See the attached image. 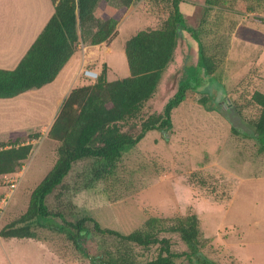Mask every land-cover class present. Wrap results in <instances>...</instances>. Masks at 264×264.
I'll list each match as a JSON object with an SVG mask.
<instances>
[{
	"label": "rangeland",
	"instance_id": "rangeland-1",
	"mask_svg": "<svg viewBox=\"0 0 264 264\" xmlns=\"http://www.w3.org/2000/svg\"><path fill=\"white\" fill-rule=\"evenodd\" d=\"M197 2L179 3L191 26H197L202 15L203 6ZM163 7L167 8L168 2L143 0V28L160 26L168 15ZM226 11L225 22L236 23L232 31L204 37L208 51L218 59L217 70L208 75L199 65L198 43L185 31L149 107L162 112L182 83L193 75L192 87L209 92L212 100L207 105L183 101L173 110L172 128L150 131L135 147L126 150L117 174L109 181L95 182L89 189L64 191V201L67 198L72 204L56 200V191L49 199L51 206L63 208L69 220L92 216L103 227L125 234L140 228L150 215L196 212L207 239L202 246L204 255L217 264H262L264 244H254L252 235L264 236V148L252 136L254 130L248 122L258 115L259 108L250 104L241 116L236 102L247 101L257 90L264 92V0H227ZM126 34L117 37L115 43L131 33L123 36ZM116 67L110 73L112 79L128 74L127 64V74L119 65ZM36 135L25 137L33 143V150L0 229L27 209L32 191L57 160L58 142ZM84 165L75 164L65 183L73 185ZM194 172L206 184L191 177ZM238 215L246 222L237 224ZM32 225L38 238L0 236V251L5 258L35 257L46 264L57 260L61 264H95L94 257L104 249L103 239L98 236H87L78 246L64 232ZM167 235L177 252L188 251L177 234ZM238 245L243 252L239 263ZM178 262L190 264L186 256Z\"/></svg>",
	"mask_w": 264,
	"mask_h": 264
},
{
	"label": "trees",
	"instance_id": "trees-1",
	"mask_svg": "<svg viewBox=\"0 0 264 264\" xmlns=\"http://www.w3.org/2000/svg\"><path fill=\"white\" fill-rule=\"evenodd\" d=\"M55 12L15 69H0V98H9L38 89L55 80L61 69L86 40L87 26L95 25L91 44H99L114 35L117 21H101L95 17L100 0H52ZM128 7L138 0H119ZM161 1V0H160ZM168 2L167 17L155 28H144L125 43V55L130 74L124 78L108 79L105 64L92 83L75 87L61 105L47 138L58 142L57 160L32 191L27 209L0 229L3 239L38 238L35 228H48L66 233L80 246V241L94 235L103 239V251L94 257L95 264H182L186 256L190 264H217L202 253L204 239L200 218L196 212L184 215L146 218L140 228L122 233L103 227L92 216L69 220L64 209L51 206L50 197L62 203L72 201L62 196L69 188L89 189L95 182H107L115 176L126 150L135 147L150 131H166L173 126V110L183 101L207 105L209 92L196 90L188 77L167 102L162 112L150 110L149 100L158 92L163 74L174 59L175 49L185 31L198 43L199 65L208 75L218 68V59L208 51L204 37L232 31L235 22H225L227 0H205L197 26L188 24L180 10V0ZM166 8V9H165ZM255 104L258 115L248 122L264 148V92L255 91L251 97L236 102V111L244 116L245 108ZM254 134V135H253ZM38 136V135H36ZM8 144L0 149V174L12 172L33 150L32 143L19 144L11 133ZM84 168L76 174L74 184L65 183L75 164ZM192 173L201 184L204 179ZM69 191V190H68ZM167 234H177L188 251L177 252Z\"/></svg>",
	"mask_w": 264,
	"mask_h": 264
},
{
	"label": "crops",
	"instance_id": "crops-1",
	"mask_svg": "<svg viewBox=\"0 0 264 264\" xmlns=\"http://www.w3.org/2000/svg\"><path fill=\"white\" fill-rule=\"evenodd\" d=\"M204 1L198 0L196 4L203 6ZM54 12L55 4L52 0H0V69L12 70L18 66ZM95 17L101 21H117L115 33L111 38L99 44H91L95 25L89 24L85 34L86 40L79 43L76 52L54 81L14 97L0 98V144L5 145L4 147H11L8 144L11 133H16L19 144L30 143L27 141L29 137L25 138L29 134L48 139L47 134L68 94L75 87L92 83L84 75L86 68L101 72L106 64L109 80H114L110 73L117 70V65L126 72L125 43L131 36L144 29L143 0L135 1L128 7L122 5L119 0H100L95 7ZM132 18L134 21H131ZM124 33H127L123 35L126 37L128 33L131 34L116 44L117 37ZM129 74L128 67L126 76ZM243 222L246 221L238 215L237 224ZM252 236L254 244H264L263 235L255 233ZM238 247L240 245L236 248L239 263L243 260V252ZM45 262L35 257L5 258L0 251V264H46ZM55 264H61L60 260Z\"/></svg>",
	"mask_w": 264,
	"mask_h": 264
},
{
	"label": "built area",
	"instance_id": "built-area-1",
	"mask_svg": "<svg viewBox=\"0 0 264 264\" xmlns=\"http://www.w3.org/2000/svg\"><path fill=\"white\" fill-rule=\"evenodd\" d=\"M99 72L92 68H86L84 75L91 81H95L99 77ZM3 147H0L2 149ZM27 159L21 160L17 167L9 173L0 174V222L6 211V207L12 199L16 189L21 183L24 174L28 168Z\"/></svg>",
	"mask_w": 264,
	"mask_h": 264
}]
</instances>
